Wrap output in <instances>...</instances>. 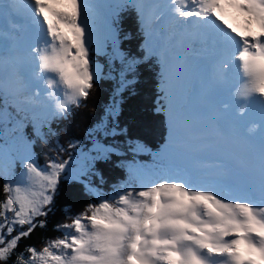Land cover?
<instances>
[{
    "label": "snow or ice",
    "instance_id": "1",
    "mask_svg": "<svg viewBox=\"0 0 264 264\" xmlns=\"http://www.w3.org/2000/svg\"><path fill=\"white\" fill-rule=\"evenodd\" d=\"M128 5L135 8L144 37L140 58H129L116 47L118 12L89 21L93 0H27L26 12L17 0H0V20L23 14L31 21L23 57L16 55L14 44L6 48L0 39V139L6 137L11 104L17 113L33 114L34 135L46 143L44 126L66 119L104 78L94 56L103 53L102 41H110L113 60L129 70L157 58L156 111L168 123L163 154L180 147L191 152L177 137L185 114L183 98L195 80L210 109L202 116L197 138L242 146L246 151L240 170L249 183L258 179L259 196L224 174H210L206 169L225 165L195 154L187 162L151 170L129 167L128 180L105 195L85 181L88 165L72 156L57 154L40 165L30 141L21 138L20 153L5 140L0 143V264H7L22 239L47 226L62 180L81 183L93 199L79 212L66 209L68 221L54 225L60 235L40 248L27 245L14 264H264V0H128ZM229 9L243 17L242 24L237 16L229 19ZM184 47L191 56L175 61L172 49ZM115 71L113 63L108 78L114 79ZM6 76L15 79L14 90L6 91ZM119 76L117 95L135 82L126 79L123 67ZM37 112L43 117L38 119ZM106 112L117 115L118 102ZM245 116L256 122L245 127ZM19 126L18 121L12 131ZM94 131L115 136L123 130H109L101 122L89 135ZM56 144L59 152L65 151L58 140ZM75 147L69 143L70 149ZM93 151L87 160H105L117 152L99 143ZM17 165L19 176L14 174Z\"/></svg>",
    "mask_w": 264,
    "mask_h": 264
},
{
    "label": "trees",
    "instance_id": "2",
    "mask_svg": "<svg viewBox=\"0 0 264 264\" xmlns=\"http://www.w3.org/2000/svg\"><path fill=\"white\" fill-rule=\"evenodd\" d=\"M124 11L114 19L118 34L117 48L129 58L143 57L145 53L141 49V44L144 37L140 30L138 15L131 7L125 8ZM100 12L96 13L99 16H107ZM106 46L110 50L106 49L103 52L106 54H97L94 58L102 66L104 78L94 84L89 97L81 102L79 108L73 107L66 119L56 118L44 126L46 143L34 135L31 125L26 129L29 137H25L26 141L32 138L31 148L40 165H44L49 157L57 154L63 159L72 156L74 161L78 159V162L88 165L90 172L84 178L85 181H90L93 187H99L105 195L110 193L114 186L128 180L129 167L146 165L152 159L150 151L157 150L165 143L168 135L167 117L163 112L156 111L159 107L157 100L160 80V66L156 58L151 57L129 70L121 65L120 60H113L110 41ZM110 51L111 54L108 53ZM113 63L116 69L112 73L114 79L108 78L110 65ZM122 67L126 72V79L135 82L117 95L116 91L120 87L119 71ZM113 101L118 102V114L109 117L106 110L113 106ZM101 122H104L109 130L115 126L123 131H119L115 136H105L103 132L94 131L90 136L89 129H95ZM57 140L65 151L59 152ZM69 143H74L77 147L70 149ZM96 143L114 147L117 152L109 154L105 160L89 161L86 158L95 154L93 148ZM137 144L141 146L139 149ZM19 148L24 150V143H21ZM19 170L20 167L17 165L14 168L15 174ZM2 184L3 180L0 179V198L3 196ZM90 199L93 197L84 191L81 183L62 180L52 212L47 217V226L43 229L38 227L30 237L22 239L7 264H14L16 254L24 251L27 245L40 248L46 239L58 237L60 233L54 230V225L68 221L69 217L65 210L79 212Z\"/></svg>",
    "mask_w": 264,
    "mask_h": 264
},
{
    "label": "rangeland",
    "instance_id": "3",
    "mask_svg": "<svg viewBox=\"0 0 264 264\" xmlns=\"http://www.w3.org/2000/svg\"><path fill=\"white\" fill-rule=\"evenodd\" d=\"M93 2H95L97 4V5L94 6V9L96 11L99 8L102 7V11L100 12V14L110 15L114 11L118 12L117 15H116V18L119 16V14L123 13L122 10L124 9V8L123 9H118V8H116V5L118 3H119V5H125V4L128 5V0H93ZM128 6H131V5H128ZM228 11L231 12L232 14H234L235 16H237V14L234 12V10L229 9ZM97 15H98V13L94 12V10L92 12H90L89 13V21H92L93 23L97 22L96 21ZM16 17H17V19H19L18 16H16ZM239 18H241V20H243V17H239ZM19 38H22V37H17V38H10L9 37V39H18L16 41L15 47H20L21 49L23 48L25 50L16 49L15 52H16V55H18L20 57H23L24 54L27 51V46H28L29 42H25L24 43ZM106 44L102 41L103 52L106 49L108 51L110 50V48L108 46H106ZM116 47H117V44H116ZM112 51H113V49H112ZM112 51H110L108 53L111 54ZM6 55H7V53H6ZM181 57H183L181 52H178L175 56H173L175 61H178ZM94 58H95V56H94ZM5 83H6V91L7 90H14L16 88V86H17L15 79L14 78H9L7 76H6ZM8 112L11 113V116H9L7 118V128L4 129V131L6 132V137L4 139H0V143H5V140H7L8 143H9V146L12 148L13 151L22 153L24 150H20L21 148H19V147H20V144L23 143V142H21L19 144V141H21V138H22L23 141H26L25 137L29 136L27 133H24L25 125L21 124V121L24 122L25 120L18 119V116H17L18 113L15 111V109H13L11 104H9V106H8ZM36 114H39V116H43L44 115L43 112H37ZM18 121L20 122L19 128L16 131H12L13 127L17 124ZM167 126H168V123H167ZM0 127H2V126H0ZM177 138H178V143L179 144L182 145V144L187 143L190 146L191 152H189V151L185 150L184 148L180 147V148H172L168 155H164L163 152H162V149H163L165 144H163L157 150L150 151V153L152 155V159L146 165H143V164L138 165L139 168H144V169L151 170V169H154V168H159L162 164L166 165V164H170V163L171 164L184 163V162H187V157L190 154H195L197 157H199L200 159L208 161L210 164H215V162L219 161L221 164L226 165V163L228 161H230V155L226 154L225 156H223L224 150L221 147H212L210 149H207L206 151L204 150L205 152H200L201 151L200 149H193L192 148V146L190 145V143L188 142V140H187V138L185 136H183L181 134H178ZM184 141H185V143H184ZM212 143L216 144L217 143L216 139H212ZM145 150H147V149H145ZM75 161H79V160L77 159ZM223 168L211 167V168L206 169V171L209 172L210 174L216 175V174H221V172H223L222 171ZM20 173H21V169L18 172H16V174L14 172V174L16 176H19ZM235 177H237V175ZM228 180L233 182V183H235V184H238V185H247V186L251 187L255 191V194L257 196H259V182H258V179L253 181V182H251V183H249V182L245 183L246 182V178H243L241 180L243 182V184L237 183L236 180L232 179V178L228 179Z\"/></svg>",
    "mask_w": 264,
    "mask_h": 264
},
{
    "label": "bare ground",
    "instance_id": "4",
    "mask_svg": "<svg viewBox=\"0 0 264 264\" xmlns=\"http://www.w3.org/2000/svg\"><path fill=\"white\" fill-rule=\"evenodd\" d=\"M27 0H17L18 6L26 12L27 9L25 8ZM19 17V19L22 17V15H16ZM238 17V16H237ZM239 18V17H238ZM4 23H7L10 29H2L0 28V31L4 33V36L7 39L10 38H17V37H23L24 33L20 32L18 30L17 33L14 32L12 29L13 27L18 28L16 24H12L10 20L3 19ZM12 27V28H11ZM254 28V26H253ZM23 34V35H22ZM19 35V36H18ZM183 52L186 55H191V52L187 47L183 48ZM16 86V85H15ZM199 93V84L197 81L193 80L191 85L187 88V91L185 93V96L183 98V104H184V118L180 123L178 134H181L185 136L192 146L193 149H200L202 150L205 146L211 144L212 147H221L224 150L223 156L226 154L231 155L230 157V164L229 167L231 168L234 165L240 166V157L243 156L245 153V149L242 146H238L236 144H233L231 141L226 139H220L216 138L217 143H212V139H199L198 133L199 130L203 127V120L202 116L209 112L210 109L205 104L203 98L198 95ZM233 115L235 114V111L233 110ZM258 119V117H257ZM256 122V120L250 119L247 116L243 118L244 126H250L251 123ZM225 158V157H224Z\"/></svg>",
    "mask_w": 264,
    "mask_h": 264
}]
</instances>
